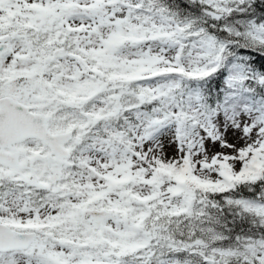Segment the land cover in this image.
<instances>
[{"label": "snow or ice", "instance_id": "obj_1", "mask_svg": "<svg viewBox=\"0 0 264 264\" xmlns=\"http://www.w3.org/2000/svg\"><path fill=\"white\" fill-rule=\"evenodd\" d=\"M0 264H264V0H0Z\"/></svg>", "mask_w": 264, "mask_h": 264}]
</instances>
